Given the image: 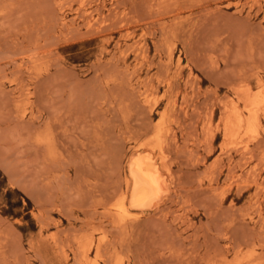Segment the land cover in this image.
Here are the masks:
<instances>
[{
  "label": "rangeland",
  "instance_id": "1",
  "mask_svg": "<svg viewBox=\"0 0 264 264\" xmlns=\"http://www.w3.org/2000/svg\"><path fill=\"white\" fill-rule=\"evenodd\" d=\"M0 264H264V0H0Z\"/></svg>",
  "mask_w": 264,
  "mask_h": 264
},
{
  "label": "bare ground",
  "instance_id": "2",
  "mask_svg": "<svg viewBox=\"0 0 264 264\" xmlns=\"http://www.w3.org/2000/svg\"><path fill=\"white\" fill-rule=\"evenodd\" d=\"M160 1L163 2V0H160ZM164 1H166V0H164ZM150 3H152V2H150ZM151 5H155V7L159 6L156 4H151ZM145 7L146 6L144 5L141 8H145ZM148 9H150V8L148 7ZM169 57H171V55H169ZM239 96H236V97L239 98ZM245 98H246V96H245ZM169 112H171V111H168V113ZM172 113H171V115H172ZM207 115H209V114H207ZM223 116H221V117H223ZM224 120H225V125L227 127V130H226L227 135H232L234 129L240 123L239 117L237 116V114H234L231 118H225ZM249 120L250 121L255 120V115L251 114ZM204 134H206V133H204ZM53 139H54V137L52 134V130L50 129V127H47L45 138H44L45 151L47 153H50L53 149V146H54L53 145V142H54ZM156 139H157V136H156ZM157 141L158 140H156V142ZM156 146H159V143H157ZM143 150H146V149H143ZM137 154L138 153H136V155ZM143 154L144 155H139L136 157L133 156L129 161V179L126 182V188H127L126 193L127 194H126V196L123 197L122 201L118 205V210L121 214L125 215L127 213V210H126L127 208L125 209V202H128L127 204H128L129 209L139 210L140 212L143 213L144 211L150 209L151 206L153 205V203L156 202L160 196H163L161 194L168 192L167 191V185H166V177L162 173V169L164 168V166L161 163L160 164L157 163V159L154 157V155H152L151 152L150 153L148 152L146 154L144 152ZM130 157H131V155H130ZM53 158H56V157H53ZM166 163H168V162H166ZM166 167H167V165H166ZM125 181H126V179H125ZM130 212H131V210H130ZM130 214L134 215L133 213H130ZM122 221L124 223V220H122ZM84 260H86V258Z\"/></svg>",
  "mask_w": 264,
  "mask_h": 264
}]
</instances>
